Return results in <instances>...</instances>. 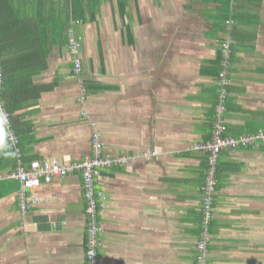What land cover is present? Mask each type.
<instances>
[{"label": "crops", "instance_id": "obj_1", "mask_svg": "<svg viewBox=\"0 0 264 264\" xmlns=\"http://www.w3.org/2000/svg\"><path fill=\"white\" fill-rule=\"evenodd\" d=\"M14 3L30 20L6 43L12 86L4 94L15 108L10 123L18 142L9 146L0 119V173L14 169L18 149L25 166L83 161L97 132L104 155L126 158L102 169L95 183L106 198L99 202V264H197L208 154L192 145L212 137L227 21L226 135L264 131V0ZM76 21L79 76L64 36L28 37L33 27L64 30ZM216 173L207 264H264V142L222 150ZM81 175L76 170L27 192L42 201L24 219L18 183H0V264H86Z\"/></svg>", "mask_w": 264, "mask_h": 264}, {"label": "built area", "instance_id": "obj_2", "mask_svg": "<svg viewBox=\"0 0 264 264\" xmlns=\"http://www.w3.org/2000/svg\"><path fill=\"white\" fill-rule=\"evenodd\" d=\"M78 23V21L70 23L66 31V35L68 37V50L72 56L73 72L77 76L82 73V60L80 57V46L82 38L75 35L72 25ZM231 45V40L224 41L221 45V70L218 74V85L220 87L219 99L221 98L220 95H224L226 92V88L231 85V80L228 76L231 59ZM224 98H221V101L218 103V109L220 110L216 112V121L214 123L216 124V126L213 127L211 140L203 144H195L192 148L195 151H202L209 154L208 171L205 186L203 187L202 210L204 219L201 225V234L195 244L197 264H207V245L211 242L209 224L213 212L212 197L214 196L216 191L215 186L217 161L220 152L224 149L234 151L237 148H248L250 146H253L257 142H264V131H259L254 134L240 135L237 137L226 135V126L223 120H220V118H222V114L226 110ZM0 115L5 122H8L9 116L5 111L1 110ZM6 137L11 146L15 147L17 145V137L11 130L9 124L7 125ZM91 144L93 149V157L91 158V161L86 162L88 164L83 162H76L70 163L68 165H62L57 160H45L31 161L29 164L30 166L28 165L27 167H25L19 160L18 166L15 170L7 173L6 175L3 174L4 177L0 175V181L4 179H13L20 182L21 187L18 192V200L20 204V210L23 211L24 215L25 212H28L31 206L36 205L37 202L39 203L41 201V199L36 196H32L31 198H34L32 200L27 199V192L35 191L41 188L43 186L42 184L46 185L51 183V181L55 177L60 178L62 176L64 177L65 175L67 176L68 174L73 173L76 170L82 171L84 182V197L86 200L85 213L88 223V240L85 250L86 264H99L97 249L100 246L99 237L103 231V227L98 219L100 213L99 202H103L106 198L105 196H103L102 192L96 190L94 184L95 178L97 177L100 169L112 167L115 165H122L126 162V158L121 157L117 159H111L109 157H104L101 152L102 145L100 141V135L97 132H94L92 134Z\"/></svg>", "mask_w": 264, "mask_h": 264}, {"label": "trees", "instance_id": "obj_3", "mask_svg": "<svg viewBox=\"0 0 264 264\" xmlns=\"http://www.w3.org/2000/svg\"><path fill=\"white\" fill-rule=\"evenodd\" d=\"M73 6L76 7V4L74 3ZM22 11H23V9L21 7H19V6H17L14 3V0H0V71H1V77H0V98H1L2 101H4L3 103H4L5 112L9 116L8 122H5L1 115H0V119L3 122V124H4V126L2 125L3 126V130L5 129L4 130V137H5V140H6V142L8 144H9V142L7 140V137H6V132H7V127L6 126L8 124L10 125V128L14 132L16 137H17V135H16L17 132L14 131L15 129H14V127L13 128L11 127V123H10L11 113L14 111L15 108H13V107H11L9 105L8 99L6 97V92L4 94V91H6L7 87L10 86L9 83H8V81H10V79H8V76H7L8 68L5 66V63H4L3 59H4V55L6 53V49H7L6 48V43H8L10 41H13V39L16 38V37H20L19 33L15 34V31L17 30V27H19L20 25L24 24V22H27L26 20H30L28 18H26V19L25 18H21V16L19 14ZM32 17L35 18V16H32ZM35 20L37 21V25L38 26H39V23H42V21L37 20L36 18H35ZM68 27H69V22L68 23L66 22L64 30H63V28L59 29V30H56V28H50L51 30L49 29L48 31H46L45 25L43 26V28H41V27H33L32 31H34V35L32 34V35H29L28 37H33V39L40 38L43 35H44V37H46V34L48 32H50V35L53 36L52 40H54V41H56L57 39L61 40V39H63V36H64V38L66 40V43H67L68 42V37L66 35V31H67ZM52 32H53V34H52ZM63 32H64V34H63ZM220 64H221V62H220ZM54 85L55 84H53L52 86L45 87L43 89H45L46 91L52 90ZM215 121H216V118H215L213 123H215ZM17 141H18V137H17ZM9 146H11V145L9 144ZM11 147H13V146H11ZM13 148H15V147H13ZM13 152L15 154V162H16V166L14 167L13 170H15L16 167L18 166V161L19 160L23 161V157H22L21 153L19 152V150L18 151L15 150ZM28 163H26V164H28ZM13 170H10V171L4 172V173H0V174L10 173ZM216 175H217V173H216ZM216 187H217V182H216L215 190H216ZM201 230L202 229H201V225H200L198 238H199V236L201 234ZM210 235H211V233H210ZM211 240H212V235H211ZM209 244L207 245V248H209Z\"/></svg>", "mask_w": 264, "mask_h": 264}, {"label": "rangeland", "instance_id": "obj_4", "mask_svg": "<svg viewBox=\"0 0 264 264\" xmlns=\"http://www.w3.org/2000/svg\"><path fill=\"white\" fill-rule=\"evenodd\" d=\"M228 22H230V23H228ZM231 24H232V22L231 21H227L226 22V25H227V29H226V33H225V37H224V39H223V41L222 42H224V41H227V40H231V42L233 43V38H232V29H231ZM229 33V34H228ZM221 45H222V43H221ZM231 47H232V45H231ZM231 51H232V48H231V50H230V54H231ZM220 57L222 58V53L220 52ZM224 64V63H223ZM230 66H231V64H230ZM231 86V85H230ZM229 86V87H230ZM228 87V88H229ZM82 97L81 98H83L84 99V91H82V95H81ZM227 96H228V92H227V88H226V92H225V94L224 95H220V97L223 99L224 97V100H225V106H226V99H227ZM221 98L220 99H218V103L221 101ZM218 105L219 104H216V106H215V117H216V112L218 111V110H220V109H218ZM1 110L2 111H5V108H4V105H0V112H1ZM225 112V111H224ZM84 115H85V113H84ZM222 118H220V120H221ZM223 120V119H222ZM224 122V121H223ZM214 126H216V124H214L213 125V127ZM7 127V126H6ZM203 143H205V142H201V144H203ZM196 144H198V143H196ZM195 144H193L192 145V148H193V146H194ZM90 148H91V156H89L88 158H86V159H84L83 161H79V162H83V163H86V162H88V161H91L92 159V157H93V154H92V144L90 145ZM19 150V149H18ZM19 152H20V150H19ZM101 152H102V147H101ZM21 153V152H20ZM21 155H22V153H21ZM102 155L104 156V157H108V156H106V155H104L103 153H102ZM22 157H23V155H22ZM31 161H39V160H31ZM30 161V162H31ZM40 161H45V160H40ZM48 161H50V160H48ZM22 163H23V161H21ZM30 162L25 166V167H27L29 164H30ZM86 164H88V163H86ZM85 164V165H86ZM123 165V164H122ZM30 166V165H29ZM29 168V167H28ZM103 169H105V168H103ZM101 170L102 169H100V171H99V173L97 174V177L95 178V182H94V184L96 183V180L100 177V174H101ZM7 174V173H6ZM6 174H4V175H6ZM81 177H82V181H83V173H82V171H81ZM1 176H3L4 177V175L3 174H0ZM9 175V174H8ZM66 176V175H65ZM64 176V177H65ZM60 178H63V176L62 177H60ZM56 179V177L55 178H53V180H55ZM5 180H13V179H4V180H1L0 182H2V181H5ZM52 180V181H53ZM14 181H16V180H14ZM51 181V182H52ZM17 183H18V190H17V198H19V190H20V182L17 180L16 181ZM83 188H84V182H83ZM103 196H105L104 194H103ZM32 196H30V197H27V199H29V200H32V199H34V198H31ZM37 197V196H36ZM42 201V200H41ZM41 201L38 203H36V205H38V204H40L41 203ZM44 201H46V200H44ZM20 205V204H19ZM33 206H35V205H33ZM33 206H31V208L33 207ZM30 208V209H31ZM29 211V210H28ZM20 213H21V216L23 217V219L27 216V214H28V212H25L24 213V215H23V211L22 210H20ZM103 234V231H102V233H101V235ZM101 235H100V237H99V241H100V239H101ZM101 242V241H100Z\"/></svg>", "mask_w": 264, "mask_h": 264}, {"label": "bare ground", "instance_id": "obj_5", "mask_svg": "<svg viewBox=\"0 0 264 264\" xmlns=\"http://www.w3.org/2000/svg\"><path fill=\"white\" fill-rule=\"evenodd\" d=\"M225 150V149H224ZM208 249V248H207ZM196 250V249H195Z\"/></svg>", "mask_w": 264, "mask_h": 264}, {"label": "clouds", "instance_id": "obj_6", "mask_svg": "<svg viewBox=\"0 0 264 264\" xmlns=\"http://www.w3.org/2000/svg\"><path fill=\"white\" fill-rule=\"evenodd\" d=\"M229 71V70H228ZM218 104V103H217Z\"/></svg>", "mask_w": 264, "mask_h": 264}]
</instances>
